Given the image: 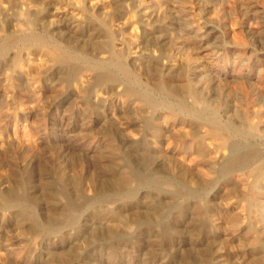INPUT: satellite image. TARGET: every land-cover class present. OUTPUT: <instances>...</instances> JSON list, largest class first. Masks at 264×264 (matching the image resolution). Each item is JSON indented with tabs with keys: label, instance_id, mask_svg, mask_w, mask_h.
Wrapping results in <instances>:
<instances>
[{
	"label": "rangeland",
	"instance_id": "374dc122",
	"mask_svg": "<svg viewBox=\"0 0 264 264\" xmlns=\"http://www.w3.org/2000/svg\"><path fill=\"white\" fill-rule=\"evenodd\" d=\"M2 43L0 264H264V0H0Z\"/></svg>",
	"mask_w": 264,
	"mask_h": 264
},
{
	"label": "bare ground",
	"instance_id": "6f19581e",
	"mask_svg": "<svg viewBox=\"0 0 264 264\" xmlns=\"http://www.w3.org/2000/svg\"><path fill=\"white\" fill-rule=\"evenodd\" d=\"M28 42H32L36 45H40V46H45L51 53L52 55L55 57V60L57 62H63L64 60L68 59V58H73L76 56L75 53L73 52H69L65 49H63L58 43L56 42H48L46 40H44L43 38H39V37H35V36H29L28 37ZM3 49H5V46L4 44H0V53L3 52ZM72 60V59H71ZM66 62V61H65ZM93 64L97 65L96 62H92ZM120 70L124 76V80L125 82L129 83L130 85H132V88L131 89H125L126 92H129L131 94L134 93V91L136 90L135 86H137L138 83V79L135 78L130 72L129 70L124 67V66H120ZM106 80L108 82H111V83H115V82H118L116 77L111 74V75H108L106 77ZM159 90L161 91V93L163 95H168L170 93V90L167 89L163 84H160L159 85ZM198 91V89H197ZM138 92V91H137ZM191 92V91H190ZM136 93V92H135ZM184 93V92H183ZM190 94V93H189ZM139 95V98L144 101L145 103H147L148 105L152 106V107H156L157 104H159V102H157L154 98V96L148 92L147 90H144L142 92H139L138 93ZM191 97V96H190ZM202 97V96H200ZM192 99H193V96H192ZM203 102V101H202ZM201 104V103H200ZM203 106V105H202ZM162 107V106H161ZM183 106H180V108H182ZM199 116V115H198ZM202 120V119H200ZM204 122H206L209 126H210V129H211V133L212 134H219L221 129L217 126L216 124V120L215 119H205ZM203 123V121H202ZM201 123V124H202ZM235 129V132H237V134H241L243 135V130L241 131V129H239L238 127H234ZM222 132V131H221ZM245 133V132H244ZM251 136V135H250ZM264 162V161H263ZM263 162H260V163H252V164H248L246 169L248 170V172L250 173V175H252L253 177H256L258 179L259 175H260V172H262V169L264 168V164ZM246 163V162H245ZM229 166H234V165H229ZM237 166V164H236ZM243 166V165H242ZM231 168V167H229ZM245 168V167H244ZM233 170V169H232ZM244 171V170H243ZM263 176V175H262ZM258 181V180H257ZM256 182V181H255ZM254 185V184H253ZM253 190V189H252ZM262 190V189H261ZM256 194V193H255ZM263 201V200H261ZM259 202V201H258Z\"/></svg>",
	"mask_w": 264,
	"mask_h": 264
}]
</instances>
